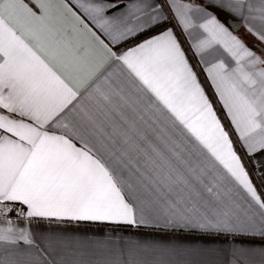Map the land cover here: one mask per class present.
<instances>
[{"label": "snow or ice", "instance_id": "6c2138e0", "mask_svg": "<svg viewBox=\"0 0 264 264\" xmlns=\"http://www.w3.org/2000/svg\"><path fill=\"white\" fill-rule=\"evenodd\" d=\"M0 264H264V0H0Z\"/></svg>", "mask_w": 264, "mask_h": 264}, {"label": "crops", "instance_id": "0c3cea01", "mask_svg": "<svg viewBox=\"0 0 264 264\" xmlns=\"http://www.w3.org/2000/svg\"><path fill=\"white\" fill-rule=\"evenodd\" d=\"M105 229L104 228H98V227H96V226H90L88 229H87V231L89 232V233H101V232H103ZM127 234V233H126Z\"/></svg>", "mask_w": 264, "mask_h": 264}]
</instances>
